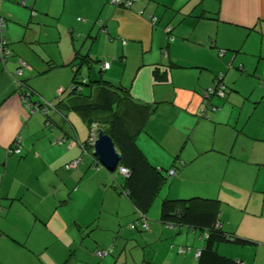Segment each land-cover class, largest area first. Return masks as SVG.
Returning <instances> with one entry per match:
<instances>
[{
  "label": "crops",
  "instance_id": "crops-1",
  "mask_svg": "<svg viewBox=\"0 0 264 264\" xmlns=\"http://www.w3.org/2000/svg\"><path fill=\"white\" fill-rule=\"evenodd\" d=\"M23 1L27 5L28 0ZM34 3L32 0L33 9ZM81 3L84 11L70 10L72 40L74 34L78 39L87 34L84 42L92 34V40L99 37L106 43L108 36L110 45L117 39L119 61L108 60L113 57L111 52L103 53L106 58L94 53L93 41L83 53L74 49L68 64L72 69L78 65L73 59L76 55H87L89 63L84 65L88 69L108 60L109 67L102 70L107 72L104 79L128 87L140 101L156 103L136 141L151 165L175 169L176 175L166 176L158 192L161 202L190 197L217 200L221 229L246 243L219 242L216 251L241 264H264V84H256L260 93L251 97L225 80V96H212L208 106L203 103L205 86L201 82L202 70L213 69L202 53L205 50L208 55L212 48L222 59L220 65L237 64L243 74L247 59L241 55L249 50L245 46L250 37L249 47L257 54L251 72L264 83V0H136L129 8L112 5L109 0ZM95 6L101 11L92 19ZM67 7L70 0H65L59 16ZM80 15L86 18L80 19ZM3 16L11 55L5 63L0 62V264H198L195 252L205 243L204 230L174 222H169L173 225L169 227L160 221L161 207L146 218L147 230L131 228L130 222L138 216L127 195L113 187L122 181L118 170L114 175L103 166L92 167L88 156L78 165L71 164L82 154L72 138L83 140L87 134L78 114L67 113L75 122L72 127L50 110V129L46 116L26 107L22 86L40 93L28 82L34 67L12 43L22 40L28 46L38 37L24 33L14 39L10 33L14 25L8 23L12 16ZM196 34L215 36L207 45L196 39ZM217 34L226 35L220 41ZM72 45L74 48L76 42ZM133 46L139 47L141 57L129 84L123 79L120 61L128 62ZM228 51L232 54L227 62ZM50 57H45L48 63ZM17 59L26 63L19 75L14 73L20 65ZM60 84L52 83L50 88L58 89ZM56 94L44 98L56 103ZM247 102L253 106L245 107ZM203 107L206 117L201 116ZM62 134L67 139L59 144ZM17 136L20 153H7ZM100 195L126 209L104 207L97 202ZM90 203L93 206L86 210ZM104 210L116 214L104 218ZM206 210L200 202L196 212ZM109 246L113 248L110 254H95ZM179 247L190 250L179 253Z\"/></svg>",
  "mask_w": 264,
  "mask_h": 264
},
{
  "label": "trees",
  "instance_id": "trees-1",
  "mask_svg": "<svg viewBox=\"0 0 264 264\" xmlns=\"http://www.w3.org/2000/svg\"><path fill=\"white\" fill-rule=\"evenodd\" d=\"M0 16H2L6 26L5 17L1 14ZM73 59L78 60V65L73 68L71 85L64 98L58 96L56 103L51 102L52 108L50 110L59 113L62 119L71 124L72 127H74L75 122L73 118L70 119L67 113L75 112L81 117L87 127V134L83 140L72 138L71 142L81 147L80 160L83 161V157L88 156L90 166L93 165L92 159L98 160L93 155V148L89 142L93 127L96 128L97 133L102 130L112 138L116 150L121 154V160L117 167L123 166L128 170L127 175L121 174L122 181L120 183L115 182L113 187L127 195L138 215L130 224L143 219L146 220V214L165 182L166 176L173 177L176 175V172L175 175H169V170L151 165L136 141L137 136L144 132L145 122L154 110L156 103L140 101L131 95L128 87L108 82L101 75L103 70L101 66L98 70L97 79L92 80L84 75L80 77L79 71L84 63H89L88 57L87 55H76ZM22 87H24L22 95L25 96L26 92L29 91L30 101L44 104V101L39 97L37 99L33 98L34 94H38L33 88L27 85ZM212 96L214 95H210L208 98V106H211L210 98ZM215 108L217 109V107ZM50 110L47 113L37 112L47 117L46 124L51 129L53 125L48 118ZM59 139H63L65 142L67 135L62 134ZM100 166L103 165L100 163ZM117 167L113 171L117 170ZM172 170L175 171V169ZM200 202L206 205L207 210L203 213H197L199 212L198 205H200ZM160 207L161 222L188 225L207 233L206 237L203 236L205 243L200 249V255L197 257L198 264H241L232 258L220 255L216 251V244L219 242L231 240L246 243L240 239L238 240L237 236L223 231L221 227L215 228L214 222L218 220L216 213L218 212L217 200L201 197L175 200L163 199ZM136 227L138 225L133 228Z\"/></svg>",
  "mask_w": 264,
  "mask_h": 264
},
{
  "label": "rangeland",
  "instance_id": "rangeland-1",
  "mask_svg": "<svg viewBox=\"0 0 264 264\" xmlns=\"http://www.w3.org/2000/svg\"><path fill=\"white\" fill-rule=\"evenodd\" d=\"M20 3H16L15 0H0L1 12L0 14L3 15V13H8L12 16L11 20L8 22L11 25H14V27L11 30V34H13L14 39H19L24 34V36L29 38H35V36L38 37L36 42L29 43L28 46L24 45L22 43V40L19 42H14L12 45L17 48L19 51H22L24 54L23 59L28 64L32 65L34 67V71L32 72L31 78L28 81L31 85H34L39 90L40 94H34L33 98L36 99L40 97L41 99L48 101L46 96L50 95L56 91L57 97L60 95H65L66 92L61 91L62 87H65V90L67 91L70 82L71 77L73 74V69L70 64H68L69 59L71 58L74 49H81V53L87 49L86 47H90V42H93L92 37L94 36L92 34L91 37H89L85 42L83 41L85 39V36L87 34H82L79 39L77 34H74L73 40L71 38L70 32V26L69 23L72 22V18L70 17V10L71 11H84L82 9V3L81 2H87L89 3V0H70V7H67L68 9L63 12L61 16H59L63 11V6L65 0H53L52 3H49L50 0H35L34 5L36 8H31V2L32 0H28L27 5H25L23 0H20ZM212 2V0H211ZM113 5V4H112ZM87 6V5H86ZM48 8V9H47ZM48 10V11H47ZM93 11V12H92ZM101 11L100 7L95 6L94 10L91 9L92 12V19L93 16H95L98 12ZM14 16V17H13ZM86 18L84 15H80V19ZM83 19V20H84ZM46 20V22H45ZM45 24V25H43ZM40 32V34H37ZM101 37V34H98ZM176 36L180 34H174ZM226 34H217L220 41L225 37ZM171 36V35H170ZM212 36H215V34H196L195 38L200 40H205L207 45L210 42V38ZM221 37V38H220ZM119 39V38H118ZM73 41L76 42L75 47L73 48ZM119 40L115 39L113 45H110L109 37L107 36V43L106 41L102 42L101 39H98L94 41L93 43V50H95L94 53H101L103 55V58H106L104 56V52H111L112 58H109L108 60L110 62H113V60H118V56L120 55V48H119ZM251 39L246 41V48L247 52L242 53V57L247 59V65L245 68H243V74L239 72V69L236 66L237 64L231 66V63H225L223 65H220L219 63L222 62V59L218 56V54H214V50H217L216 48L209 49V54H206V51L204 50L202 55L206 59V63L209 64L213 69L206 68L202 70V77L201 82L203 83V86H205L202 90V92L206 91L207 89L214 88L216 83L218 82L217 78L222 77V84L225 86L226 91V85L225 80L230 81L233 85L236 87H239L242 91H247V93H251V97L257 96L260 93V89L258 85L264 84L262 83L263 80L258 78L256 75H253L251 70L254 66V61L257 60V54L254 55L253 48L249 47ZM194 42H197L194 40ZM85 43V44H84ZM129 43H134L130 42ZM198 43V42H197ZM84 45L83 48L81 46ZM198 47L201 49H206V47L202 46L201 44H197ZM11 48V45H9ZM118 47V48H117ZM138 47V46H137ZM135 48L133 46L130 49V54L127 56L128 62L120 61V69L123 68V79L124 81H128L130 84V81L132 77L135 76V72L137 70L136 64L141 57V51L138 50V48ZM249 47V48H248ZM117 49V50H116ZM219 49V48H218ZM252 51V52H251ZM232 54L231 51H228L226 60L230 59L229 55ZM51 56L52 62L48 63L46 61L45 57ZM206 56V57H205ZM94 57H96V54H94ZM114 58V59H113ZM19 62V66L16 70H14V73L19 75L17 72L26 67L24 64H21V60L17 59ZM107 60V59H103ZM102 60V61H103ZM107 60V61H108ZM252 62V63H251ZM100 64H94L90 69L86 65L81 66V69L79 71V76L81 75H87L90 77V79L95 80L98 78V70ZM222 66V67H221ZM221 68V70H220ZM16 71V72H15ZM88 73V74H87ZM103 78L106 77L107 72L104 71L102 73ZM106 79V78H105ZM236 79V80H235ZM208 81H211L209 84H207ZM18 83V82H17ZM52 83H62L61 86L57 89L56 87L50 88ZM128 84V85H129ZM264 86V85H263ZM40 87V88H39ZM261 87V86H260ZM23 89V88H22ZM51 89V90H50ZM60 90V91H59ZM49 92V93H48ZM213 97L220 98L219 96L214 95ZM246 106H253L252 104H249L247 102L245 104ZM95 128V127H93ZM112 174L116 175L117 171H112ZM118 176V175H117ZM119 179L121 180V177L119 176ZM167 185V184H166ZM97 202L99 204H103L106 208L114 209L115 206H119L120 210H125L126 206L120 204L118 201H113L109 199H105L104 196L100 195V199H97ZM161 203V197L158 195V197L155 199V201L152 203L150 209L147 212V217L150 216L154 208H157L159 210ZM85 206V203H84ZM83 206V207H84ZM93 205L90 203L88 204V207H86V210L89 209V207H92ZM130 206V205H129ZM85 208V207H84ZM88 208V209H87ZM157 210V211H158ZM116 214L115 210L108 211L104 210L102 213V217H114ZM138 216V215H137ZM106 222H109L108 219L104 220ZM134 221V220H133Z\"/></svg>",
  "mask_w": 264,
  "mask_h": 264
},
{
  "label": "built area",
  "instance_id": "built-area-1",
  "mask_svg": "<svg viewBox=\"0 0 264 264\" xmlns=\"http://www.w3.org/2000/svg\"><path fill=\"white\" fill-rule=\"evenodd\" d=\"M136 0H109V2L115 6H121L124 8H129ZM142 10H139V12L141 13ZM151 20L154 21L155 20V16H151ZM169 26L167 27V30H169ZM4 30H5V23L4 20L2 18V16H0V62L5 63L9 56L11 55V50L9 48V45L7 43V39L4 36ZM173 37L169 36V39L171 40ZM123 42H125V40H123ZM223 50H221L220 54H222ZM21 64H24L23 61H21ZM25 65V64H24ZM102 69H107L109 67V62L108 61H103L100 64ZM18 74H20V71L17 72ZM218 82L216 83L214 88H210L207 89L204 94H203V103L204 105H209V101L208 98L210 95H216L219 97H223L225 96V86L222 84V77L217 78ZM18 84L20 86H22L20 82H18ZM62 90V89H61ZM60 91V90H59ZM22 99L24 100V103L26 105V107L30 110V112H37V111H41L43 113H47L49 112L50 108H52V103L49 101H45L43 99H40L44 101V104H40V102H32L30 101V94L29 91L26 92L25 96L21 95ZM212 109H216L215 107H212ZM206 108L204 109V107L201 109V116L204 117L206 116ZM97 138V132H96V128H93L90 132V136H89V142L92 146V144L95 142ZM21 139L19 136L15 137L12 144L7 148V153H20V147H19V143H20ZM64 142L63 139H58L57 143H62ZM14 144V145H13ZM93 167H97L100 166V163L98 160H93ZM81 162L80 158L75 159L72 161V165H78ZM117 170L120 174L123 175H127L128 174V170L123 167V166H118ZM169 175H175V171L170 169L169 170ZM2 211V206L0 205V212ZM140 226L144 229H148V224L146 222V220H142V221H136L135 223L130 224V227H135V226ZM169 227H173L172 223L168 224ZM214 226L215 228L221 227L220 221L217 220L214 222ZM207 236V233H204V237ZM190 250L189 247H179L178 248V252L179 253H184V252H188ZM112 252V247H108V248H102V249H97L95 251L96 255L99 257H104L108 254H110ZM200 255V250H197L195 252V257H198Z\"/></svg>",
  "mask_w": 264,
  "mask_h": 264
},
{
  "label": "water",
  "instance_id": "water-1",
  "mask_svg": "<svg viewBox=\"0 0 264 264\" xmlns=\"http://www.w3.org/2000/svg\"><path fill=\"white\" fill-rule=\"evenodd\" d=\"M203 98V96H202ZM206 117V116H204ZM93 155L108 170L113 171L121 160V154L116 150L112 138L99 130L97 138L92 144Z\"/></svg>",
  "mask_w": 264,
  "mask_h": 264
}]
</instances>
